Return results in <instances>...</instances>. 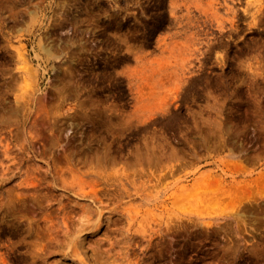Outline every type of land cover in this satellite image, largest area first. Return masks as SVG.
Returning <instances> with one entry per match:
<instances>
[{"label": "rangeland", "instance_id": "rangeland-1", "mask_svg": "<svg viewBox=\"0 0 264 264\" xmlns=\"http://www.w3.org/2000/svg\"><path fill=\"white\" fill-rule=\"evenodd\" d=\"M0 264H264V0H0Z\"/></svg>", "mask_w": 264, "mask_h": 264}]
</instances>
